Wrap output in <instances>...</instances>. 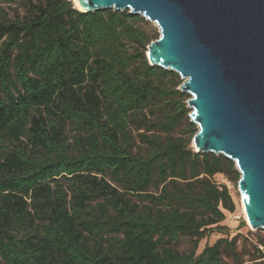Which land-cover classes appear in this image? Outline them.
<instances>
[{
    "label": "trees",
    "instance_id": "trees-1",
    "mask_svg": "<svg viewBox=\"0 0 264 264\" xmlns=\"http://www.w3.org/2000/svg\"><path fill=\"white\" fill-rule=\"evenodd\" d=\"M147 24L0 0V264H264L261 237L252 252L229 236L236 204L215 179L241 175L192 148L188 95L150 65Z\"/></svg>",
    "mask_w": 264,
    "mask_h": 264
},
{
    "label": "water",
    "instance_id": "water-1",
    "mask_svg": "<svg viewBox=\"0 0 264 264\" xmlns=\"http://www.w3.org/2000/svg\"><path fill=\"white\" fill-rule=\"evenodd\" d=\"M78 1L84 13L129 10L156 24L147 58L184 80L192 148L236 164L248 222L264 230V0Z\"/></svg>",
    "mask_w": 264,
    "mask_h": 264
},
{
    "label": "rangeland",
    "instance_id": "rangeland-1",
    "mask_svg": "<svg viewBox=\"0 0 264 264\" xmlns=\"http://www.w3.org/2000/svg\"><path fill=\"white\" fill-rule=\"evenodd\" d=\"M73 3H74V1H73ZM148 23L149 24H147V25H143V29L149 33L150 32H156L160 37L159 28L156 26V24H154L152 22H148ZM183 82H184V80L180 76H179V78H172L171 77V78L165 79V83H167V85L169 87H172L173 83H179L181 86L183 84ZM180 86L178 87V89H180ZM190 98H191V96L188 95L187 99L185 101L186 104ZM187 108H188V106H187ZM189 110H190V113H189V115H190L192 113V109H189ZM154 118H156V117H154ZM186 128H187V125H186V121H185L183 123V125H181V127L176 131L175 136H177V137L181 136L182 135L181 131L186 130ZM196 130L198 132L197 126H196ZM185 136H187L186 138H188V135H185ZM192 146H193V139H192ZM215 180L219 184H225L228 186V188L231 192V195L234 199V202L236 204L235 213H233V214L227 213V218H226V221L224 222V224L227 225L229 228V236L231 238H233L234 236L239 235L240 236V241L238 244L239 248L242 250L243 246H246L248 248V250H251L252 252H254V250H253L254 246H259L258 245L259 237H261L264 240V230L255 231L249 225V223L247 221V216H246V213L244 210V206L242 204L241 195H240L239 189H238V180L229 181L223 175L216 176ZM221 237H222L221 235L214 234V235L210 236L209 238L204 239L200 243L198 253L201 252V250L203 249V247L205 246L206 243L213 244L217 239H219ZM259 247H260V249L264 250V246L263 247L259 246ZM191 248H192L191 244L188 241H184L182 243V245H180L179 250L182 252H189L191 250ZM249 260H250L249 257H247V256L243 257L244 263H246ZM225 264H235V263L231 259L227 258L225 260Z\"/></svg>",
    "mask_w": 264,
    "mask_h": 264
},
{
    "label": "bare ground",
    "instance_id": "bare-ground-1",
    "mask_svg": "<svg viewBox=\"0 0 264 264\" xmlns=\"http://www.w3.org/2000/svg\"><path fill=\"white\" fill-rule=\"evenodd\" d=\"M74 1V4H75V7L81 11V12H85L84 9L82 8V6L80 5L79 1L78 0H73ZM248 221V219H247ZM249 223V222H248ZM250 225V224H249Z\"/></svg>",
    "mask_w": 264,
    "mask_h": 264
}]
</instances>
